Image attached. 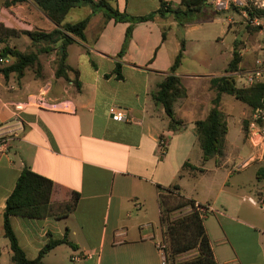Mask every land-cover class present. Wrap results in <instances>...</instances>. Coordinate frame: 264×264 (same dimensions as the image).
I'll return each instance as SVG.
<instances>
[{
	"label": "crops",
	"instance_id": "obj_1",
	"mask_svg": "<svg viewBox=\"0 0 264 264\" xmlns=\"http://www.w3.org/2000/svg\"><path fill=\"white\" fill-rule=\"evenodd\" d=\"M5 1L0 0V23L33 30L42 11L31 1L11 6ZM166 1L174 8L182 2ZM112 4L139 16L158 10L161 0H112ZM74 9L85 10L89 22L86 40L75 39L67 46L66 61L73 68L69 78L57 75L54 54L40 57L42 66L23 76L0 71V127L10 124L17 129L9 147L0 149V264H14L4 212L26 166L55 183L54 214L11 216L19 245L30 259L37 258L51 239H64L68 231L73 245L58 244L45 254L44 264H69L77 254L88 257L76 264H168L159 248L166 230L159 185L177 184L182 195L208 208L204 221L218 264H264V208L250 201L264 199V182L256 176L264 152L258 153L244 137L241 123H233L237 135L229 138L228 131L223 155L205 161L195 131V121L206 117L216 96L210 84L214 75L185 76L178 69L188 96L175 103L176 116L185 121L176 132L169 129L164 107L153 99L181 49V38L185 58L186 35L222 16L181 27L173 14L157 15L134 27L121 57L129 22L109 19L102 11L93 13L88 5ZM165 27L169 30L163 39ZM59 44L52 46L57 50ZM40 95L53 103L51 109L27 104ZM226 95L220 105L223 111ZM12 103L25 105L18 116ZM113 107L127 119H113ZM162 135L167 140L164 154ZM73 192L79 194L75 209L57 217L55 213L65 211L74 200ZM191 210L188 205L173 216ZM197 254L193 249L179 259Z\"/></svg>",
	"mask_w": 264,
	"mask_h": 264
},
{
	"label": "trees",
	"instance_id": "obj_2",
	"mask_svg": "<svg viewBox=\"0 0 264 264\" xmlns=\"http://www.w3.org/2000/svg\"><path fill=\"white\" fill-rule=\"evenodd\" d=\"M31 1L38 9L45 13L51 19L56 27L52 31L42 30H19L6 27L0 23V38L18 35L24 33L35 42L46 41L49 44V50L52 44H59L57 55L56 73L58 76L69 78V71L73 68L67 63V46L75 39L86 40L85 30L87 28L89 17L78 22H64L69 12L77 7L88 5L93 13L104 12L107 18H114L116 21L129 22L126 32V40L121 50L122 57L126 51L127 44L132 37L134 27L141 22L154 20L157 15L166 16L173 14L179 25L191 23L194 20L208 21L221 15L220 11L212 9L210 13L206 8L209 6L207 0H182L181 5L172 7L166 0H161L160 8L146 15H131L127 12H121L112 4V0H6L5 5L11 6ZM232 5V4H231ZM230 5V6H231ZM250 16H264V8L249 10ZM169 27L163 30V39L167 38ZM5 36V37H4ZM237 39L233 48V56L228 64L224 75L213 76L210 79L211 88L216 91V96L212 100V106L205 118L195 121V131L204 152V160L223 155L226 146V138L229 131V125L225 112L220 108L222 95L224 93L235 96L238 100L249 106L253 112L264 102V84L255 83L249 86H241L238 82L236 73L241 69L243 55L236 46ZM61 48L64 51H61ZM186 49L185 39L181 38V49L170 69L169 74L159 84L158 89L153 92V99L161 104L167 116L170 118L169 129L173 132L178 131L185 121L176 116L175 103L178 99L188 96V89L183 83L181 76L177 74L184 59ZM4 57H11L12 63L0 67V71L8 76L10 73H16L23 76L28 69L41 67L40 55L37 52H26L16 47L5 45L2 51ZM121 64H118L117 73H120ZM80 85L79 81H75ZM252 123V118L245 121L244 130L247 134ZM259 124H263L259 121ZM248 131V132H247ZM161 139H165L162 135ZM188 164V163H187ZM257 180L264 182V163L259 166L256 172ZM161 200V221L166 226L164 241L167 242V262L168 264H218L211 240L207 232L204 217L196 208V202L180 193V187L177 184L171 186L159 185ZM55 190L54 181L42 175L29 167H24L13 192L7 199V206L4 212V232L10 240L13 250L12 261L14 264H44L43 258L46 253L60 243H69L73 245L68 238V231L64 239H51L39 256L35 259L27 257L25 251L19 245L17 236L11 225V216L19 215L27 218H44L54 214L53 193ZM74 200L66 206V210L55 213L59 218L67 216L72 212L78 202L79 194L73 192ZM192 207L191 212L174 217L173 213L185 206ZM197 249L198 254L195 257L186 260H180L179 255Z\"/></svg>",
	"mask_w": 264,
	"mask_h": 264
},
{
	"label": "rangeland",
	"instance_id": "obj_3",
	"mask_svg": "<svg viewBox=\"0 0 264 264\" xmlns=\"http://www.w3.org/2000/svg\"><path fill=\"white\" fill-rule=\"evenodd\" d=\"M207 4L214 10L220 11L222 16L220 20L204 24L198 30L189 32L186 37L189 46V52L184 58L183 64L179 69L181 74L186 75H214L221 76L225 74V68L232 59L231 49L237 39L236 46L241 52L246 51L241 69L254 68L257 58L264 55V27L263 25H255L250 19L249 10L264 8V0H239V4L232 5L225 10H218L211 0H207ZM85 11V10H84ZM80 9H72L65 19L66 22H76L86 18V13ZM43 13V12H42ZM263 23L264 16L256 15ZM231 19L228 20V19ZM43 13L37 18L33 30L52 31L56 24ZM34 21V17H33ZM55 25V26H54ZM10 28V27H9ZM20 30V29H19ZM179 33L184 35V30L180 29ZM5 37V36H4ZM0 38L3 48L6 44L10 47H16L26 52H37L41 59L47 58L54 54L58 55V50L52 46L49 50V44L46 41L35 43L30 37L24 33L8 36L5 42ZM40 59V60H41ZM13 59L10 57L11 64ZM6 64V65H9ZM0 64V66H6ZM240 85V83H239ZM224 112L227 120H229V138L237 135L236 128L233 123H241L244 126L245 121L253 118V110L240 102L230 94L226 95ZM181 116V113H178ZM190 123V120L189 122ZM252 124V123H251ZM248 132V131H247ZM253 132L252 125L246 134L243 129V135L246 139H250ZM251 140V139H250ZM258 153L264 152V143L255 146ZM260 149V150H259ZM264 155V154H263ZM250 173L246 174L249 177ZM81 255V254H77ZM69 264H76L73 260H69Z\"/></svg>",
	"mask_w": 264,
	"mask_h": 264
},
{
	"label": "built area",
	"instance_id": "obj_4",
	"mask_svg": "<svg viewBox=\"0 0 264 264\" xmlns=\"http://www.w3.org/2000/svg\"><path fill=\"white\" fill-rule=\"evenodd\" d=\"M212 5L218 9V10H225L228 9L230 7V5L232 3H236L238 2L239 4V0H211ZM250 19L252 21L253 24L255 25H263L264 27V23L256 16L252 17L250 16ZM2 51H3V45L0 42V64H9L10 63V57H4L2 55ZM236 75L238 76V82L240 83L241 86H249V85H253L255 83H263L264 84V55H262L261 57L257 58L256 63L254 68L251 69H246V70H242L240 69V71H238L236 73ZM14 106V110H15V114L16 116H18L17 111L23 109V107L25 106L24 104H19V103H12ZM27 104L29 105H35L39 108H47V109H51L53 107V103L50 102L47 97L45 95H40L39 97H35L33 99H30ZM111 114L113 116V119L115 120H124L127 119L126 114L118 109H116L115 107H113L111 109ZM18 118V117H17ZM259 121H262L263 124H259ZM17 123H19V120H17ZM252 127H253V132L251 135V142L253 143V145L258 146L260 144H262V142L264 143V102L263 105L258 107L255 111H254V115L252 118ZM17 129L14 128L13 125L7 124L5 126L0 127V149H7L9 147L10 141L13 138V135L16 133ZM166 147H167V140L165 139H161L160 140V150L161 153H165L166 151ZM250 201L254 204H258L261 207L264 208V199H260V200H254L252 198H250ZM196 208L198 209V211L200 212L201 216L205 218V215L208 212V208L200 203H196ZM145 227V226H144ZM159 248L161 249V251L164 254V260L165 263L167 261V242H165L164 240H162L159 243ZM88 255H73L72 256V260L74 262H79L84 258H87Z\"/></svg>",
	"mask_w": 264,
	"mask_h": 264
}]
</instances>
